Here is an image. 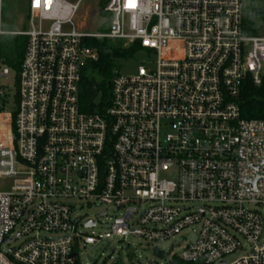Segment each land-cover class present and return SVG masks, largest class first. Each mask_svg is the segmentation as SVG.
Segmentation results:
<instances>
[{
	"label": "built area",
	"instance_id": "1",
	"mask_svg": "<svg viewBox=\"0 0 264 264\" xmlns=\"http://www.w3.org/2000/svg\"><path fill=\"white\" fill-rule=\"evenodd\" d=\"M80 1L24 0L25 30L0 23V37L26 40L12 96L0 57V264H82L87 245L126 236L164 257L160 245L187 232L170 259L264 264V119L240 108L243 83L264 79L248 0H103L94 33L73 22ZM92 38L139 50L87 113ZM92 205L93 217L75 214Z\"/></svg>",
	"mask_w": 264,
	"mask_h": 264
},
{
	"label": "trees",
	"instance_id": "2",
	"mask_svg": "<svg viewBox=\"0 0 264 264\" xmlns=\"http://www.w3.org/2000/svg\"><path fill=\"white\" fill-rule=\"evenodd\" d=\"M103 0L100 6H103ZM101 13H104L101 10ZM245 33L264 34V0H248L245 5ZM107 27L105 22L103 29ZM25 37L19 35H4L0 37V57L5 64L17 73L25 48ZM86 44L97 51V59L88 62L82 71V79L79 90L80 109L90 113L100 110L109 101L110 78L117 61L129 59L139 50L134 44L129 48L122 47L118 43L106 39H88ZM241 115L244 118L264 119V79L261 84L255 86L248 78L242 86L240 94ZM168 264H206L203 260L187 262L172 257Z\"/></svg>",
	"mask_w": 264,
	"mask_h": 264
},
{
	"label": "rangeland",
	"instance_id": "3",
	"mask_svg": "<svg viewBox=\"0 0 264 264\" xmlns=\"http://www.w3.org/2000/svg\"><path fill=\"white\" fill-rule=\"evenodd\" d=\"M68 1L73 3L76 0ZM100 1L81 0L79 11L73 19L75 25L92 33L101 31L106 18L101 13ZM0 23L5 31L25 30L27 22L24 0H0ZM136 65L137 63L133 59H120L117 61V67L121 74L134 73ZM5 83L12 96L16 89V85H14L15 72H11ZM98 210L99 208L94 205L77 207L75 214L84 219L93 217ZM104 227L105 224H102L101 227L97 226L95 230L104 229ZM85 231L89 232V230ZM185 236V238H181L180 235H176L160 245L165 252H168L164 254V257L156 253L152 246L146 244L143 239L136 236H126L122 240L113 237L112 239H102L93 245H87L80 252V260L82 264H146L147 260H150V264H168L170 252L182 249L185 242L192 238L190 232H187ZM239 256L240 254L237 252L227 255L225 257L226 263L231 264Z\"/></svg>",
	"mask_w": 264,
	"mask_h": 264
},
{
	"label": "water",
	"instance_id": "4",
	"mask_svg": "<svg viewBox=\"0 0 264 264\" xmlns=\"http://www.w3.org/2000/svg\"><path fill=\"white\" fill-rule=\"evenodd\" d=\"M94 224V221H88L86 223L87 226H90V225H93ZM146 264H150V260H147Z\"/></svg>",
	"mask_w": 264,
	"mask_h": 264
},
{
	"label": "snow or ice",
	"instance_id": "5",
	"mask_svg": "<svg viewBox=\"0 0 264 264\" xmlns=\"http://www.w3.org/2000/svg\"><path fill=\"white\" fill-rule=\"evenodd\" d=\"M37 3H38V0H37Z\"/></svg>",
	"mask_w": 264,
	"mask_h": 264
}]
</instances>
